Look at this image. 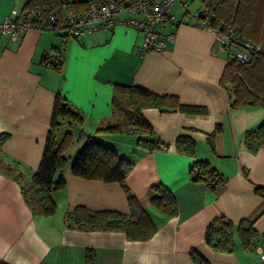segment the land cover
Here are the masks:
<instances>
[{
	"label": "crops",
	"instance_id": "obj_1",
	"mask_svg": "<svg viewBox=\"0 0 264 264\" xmlns=\"http://www.w3.org/2000/svg\"><path fill=\"white\" fill-rule=\"evenodd\" d=\"M26 1L0 0V21ZM175 6L183 10L177 13ZM201 8L200 0V6L188 12L194 14ZM171 11L178 19L185 14L180 2ZM130 16L128 10H121L110 29L78 37L66 29L36 27L16 40L0 33V134H6L0 142V159L21 173L19 179L0 167V263L87 264L85 252L90 249L91 264H194L191 251L210 264H264V197L254 191L255 186H264V143L251 149L244 140L245 131L264 118L254 109L259 105L230 106V92L219 84L227 53L213 29L196 19L168 23L160 29L165 35L172 34L165 49L140 55L142 36L126 24ZM51 48L63 56L60 69L41 63ZM114 83L174 94L181 102L204 106L206 111L143 108L155 135L167 146L154 150L137 147L131 132L98 131L113 121ZM57 93L80 111L83 120L69 126L72 142L63 152L65 184L51 192L55 212L33 214L22 197L20 181H28L39 165ZM218 124L221 130L213 136L212 152L207 135ZM66 129V124L60 127L61 132ZM181 134L196 141L195 157L175 149V139ZM90 138L134 162L124 183L156 227L149 238L129 239L116 230H78L67 220L74 205L115 210L137 219L138 212L131 209L118 182L72 173L73 159ZM195 158L209 160L226 176V182L212 191L203 182L192 180ZM155 184L172 192L175 215L151 204ZM218 216L234 224L252 225L260 234L254 249L243 248L236 234L231 251H218L208 244L206 227Z\"/></svg>",
	"mask_w": 264,
	"mask_h": 264
},
{
	"label": "trees",
	"instance_id": "obj_2",
	"mask_svg": "<svg viewBox=\"0 0 264 264\" xmlns=\"http://www.w3.org/2000/svg\"><path fill=\"white\" fill-rule=\"evenodd\" d=\"M72 3L81 5L84 1L27 0L23 7L39 13L33 21L34 27L58 31L65 29L62 23L64 10ZM201 6V10L195 13L198 22H207L213 30L223 34H235L240 40L258 47L249 49V57L244 62L227 55L219 84L230 92V106L240 108L264 105V0H201ZM187 11L188 9L185 12ZM46 54L47 51L41 63L50 68L60 69L63 62L62 54L52 59H48ZM111 104L113 121L110 125L99 127L98 131L131 132L135 135L136 146L147 150L167 145L155 135L152 126L143 115V108L157 107L161 110L173 109L187 113L206 111L204 106L181 102L177 95L158 94L140 85L122 83H114ZM82 120L80 111L57 93L39 165L28 181H20L22 197L33 214L48 215L55 212L56 203L51 192L65 184L63 152L72 142V130L69 126L81 123ZM63 124L67 125V129L61 132L60 127ZM220 130L221 125L218 124L207 135V143L212 152L213 136ZM5 137L6 134H0V142ZM244 140L251 149L264 143V118L255 128L245 131ZM174 146L177 151L195 157L196 141L190 136L178 135ZM133 164L131 159L120 155L114 148L97 139L90 138L86 141L72 161V173L85 179L118 182L126 194L129 206L138 213L137 219L132 220L130 216L119 211L90 210L83 205H74L66 214L73 228L84 231H122L127 238L135 240L147 239L154 233L156 227L153 221L124 183ZM0 167L13 172L21 179V173L16 171L15 166L5 164L0 159ZM190 178L203 182L212 191L227 180L209 160L201 158L193 160ZM153 190L156 194L151 197V204L170 216L175 215L177 204L172 192L162 184L153 185ZM254 191L264 197V186L257 185ZM235 234L241 246L247 250H253L260 237L252 225L244 226L243 221L234 224L224 216H218L208 223L205 238L215 250L231 251L234 247ZM93 257L92 250L87 249L85 252L87 264L92 263ZM191 257L194 264H210L196 251H191Z\"/></svg>",
	"mask_w": 264,
	"mask_h": 264
},
{
	"label": "built area",
	"instance_id": "obj_3",
	"mask_svg": "<svg viewBox=\"0 0 264 264\" xmlns=\"http://www.w3.org/2000/svg\"><path fill=\"white\" fill-rule=\"evenodd\" d=\"M84 3L68 4L63 15V26L72 37L91 33L98 29H110L115 23V14L128 10L131 16L125 20L127 25L137 29L142 39L138 53L162 51L172 34H163L160 29L168 23L186 22L195 19V13L185 12L178 19L171 11L175 2H180L187 9V0H83ZM39 13L20 6L12 8L0 21V33L9 40H16L28 29L34 27V19ZM201 26L209 27L207 22L199 21ZM219 45L227 53L241 62L249 57V49L254 47L240 40L235 34H223L214 30ZM57 50L47 51L48 59L56 56ZM264 259V254L262 255Z\"/></svg>",
	"mask_w": 264,
	"mask_h": 264
},
{
	"label": "rangeland",
	"instance_id": "obj_4",
	"mask_svg": "<svg viewBox=\"0 0 264 264\" xmlns=\"http://www.w3.org/2000/svg\"><path fill=\"white\" fill-rule=\"evenodd\" d=\"M188 6H189L188 9L193 12L195 8H198L200 6V0H191ZM181 8L182 7L179 8L175 6L173 11L180 13L181 10H183ZM254 109H257V113L261 114L262 116L264 115V105L256 106V108Z\"/></svg>",
	"mask_w": 264,
	"mask_h": 264
}]
</instances>
